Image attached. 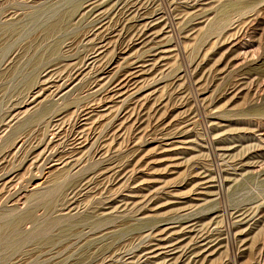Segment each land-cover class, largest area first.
Listing matches in <instances>:
<instances>
[{"label":"rangeland","instance_id":"obj_1","mask_svg":"<svg viewBox=\"0 0 264 264\" xmlns=\"http://www.w3.org/2000/svg\"><path fill=\"white\" fill-rule=\"evenodd\" d=\"M0 264H264V0H0Z\"/></svg>","mask_w":264,"mask_h":264}]
</instances>
